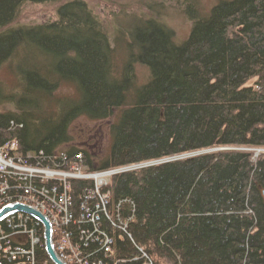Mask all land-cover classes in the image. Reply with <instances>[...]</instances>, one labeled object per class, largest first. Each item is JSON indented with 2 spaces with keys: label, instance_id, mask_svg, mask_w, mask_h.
<instances>
[{
  "label": "trees",
  "instance_id": "trees-1",
  "mask_svg": "<svg viewBox=\"0 0 264 264\" xmlns=\"http://www.w3.org/2000/svg\"><path fill=\"white\" fill-rule=\"evenodd\" d=\"M57 1L0 0V67L14 60L20 86L7 93L0 81V140L41 153V165L134 167L105 188L111 251L103 256L100 236L86 242L108 264H264V151L252 152L264 149V0H219L203 15L191 4L180 44L159 12L136 13L111 34L82 0L60 2L51 22L20 24L25 4ZM61 85L74 95L53 99ZM116 110L105 158L74 145L76 118L104 121ZM203 150L214 151L140 167ZM91 187L73 181L76 214ZM35 231L30 261L52 264Z\"/></svg>",
  "mask_w": 264,
  "mask_h": 264
},
{
  "label": "built area",
  "instance_id": "built-area-1",
  "mask_svg": "<svg viewBox=\"0 0 264 264\" xmlns=\"http://www.w3.org/2000/svg\"><path fill=\"white\" fill-rule=\"evenodd\" d=\"M13 126L11 123L10 127ZM262 151L264 149L257 150V154ZM37 154L23 153L16 140H0V208L22 203L45 214L52 225L55 250L67 264H108L96 258L95 251L88 248L86 242L97 241L100 236L103 256L111 251L112 240L101 230L102 221L110 220L107 211L109 192L105 188L113 175L132 167L93 172L76 166L62 169L59 165H41L39 160L43 156L40 157V153L37 157ZM59 158L61 162L67 160L62 153ZM78 159H81L80 154L74 155L72 161ZM74 180L92 181L91 188L82 190L78 214L74 211L77 206L72 189ZM87 222L92 225L91 231L75 233L71 230L73 225ZM3 226L10 231L9 234H3ZM38 226L41 224L24 212H15L4 218L0 222V264H33L30 260L40 243L35 231Z\"/></svg>",
  "mask_w": 264,
  "mask_h": 264
},
{
  "label": "rangeland",
  "instance_id": "rangeland-1",
  "mask_svg": "<svg viewBox=\"0 0 264 264\" xmlns=\"http://www.w3.org/2000/svg\"><path fill=\"white\" fill-rule=\"evenodd\" d=\"M67 0L57 1V3H27L18 14L21 25L31 26L44 22H51L56 19V9ZM87 3L92 12L102 22L108 33H113L114 29L121 30L119 26L122 20L133 16L136 13H144L148 16L150 11L161 13V21L174 31V42L182 43L188 35L192 26L184 12L188 14L195 5L200 14L203 15L209 8L219 0H82ZM61 2V3H60ZM151 8L150 10H147ZM186 9V11H185ZM190 11H189V10ZM157 16V15H156ZM17 64V63H16ZM14 60L5 63L0 67V81L3 83L7 93L17 94L20 92L18 76L15 73ZM18 73V72H17ZM136 78L138 82L147 80V70L142 66H136ZM53 99L59 97H72L74 95L72 87L61 85L53 93ZM12 108L11 105L8 107ZM119 110L104 121H91L85 117L76 118L70 125L68 132L74 140V145L89 148L91 154L97 160L107 156L110 146V126L115 121ZM224 149V148H222ZM221 149V150H222ZM237 149V148H236ZM242 150V149H241ZM258 150V149H257ZM257 150L252 152L257 156ZM209 153L213 150H203ZM136 167V166H135ZM134 168V167H132Z\"/></svg>",
  "mask_w": 264,
  "mask_h": 264
},
{
  "label": "water",
  "instance_id": "water-1",
  "mask_svg": "<svg viewBox=\"0 0 264 264\" xmlns=\"http://www.w3.org/2000/svg\"><path fill=\"white\" fill-rule=\"evenodd\" d=\"M216 150H221V149H216ZM203 153H206V151L190 153V154L182 155L179 157L176 156V157L166 158V159L158 160L152 163L142 164L140 165V167L148 166L152 164H158V163L161 164L165 162L175 161V160H179L182 158H187V157H191V156H195V155H199ZM262 195L264 196V190L262 191ZM15 212H24L30 215L32 218H34L36 221H38L41 224L43 247H44V251L47 257L49 258L50 262L52 264H67L62 258L59 257V255L57 254L55 250L54 242H53L52 225H51L49 218L45 214L40 212L38 209H35L29 205L22 204V203H12V204H7L0 208V222L4 218H6L7 216Z\"/></svg>",
  "mask_w": 264,
  "mask_h": 264
}]
</instances>
